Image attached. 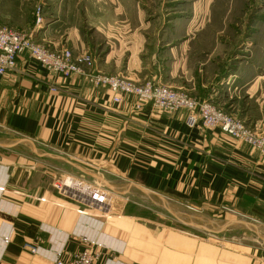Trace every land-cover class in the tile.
<instances>
[{"label":"crops","instance_id":"0c3cea01","mask_svg":"<svg viewBox=\"0 0 264 264\" xmlns=\"http://www.w3.org/2000/svg\"><path fill=\"white\" fill-rule=\"evenodd\" d=\"M169 1L0 0V25L32 29L34 8L42 5L38 41L93 52L102 72L159 80L264 132V48L243 74L231 73L219 24L205 29L211 20L196 11L173 22L179 30L166 26ZM133 102L113 103L107 87L81 74L61 77L27 53L0 74V264H54L87 248L98 252L96 264H264V155L218 128L189 126L185 110H137ZM60 160L100 165L120 184L80 169L121 195L135 188L159 197L168 211L166 201L177 198L202 209L197 216L219 215L224 234L206 238L152 222L128 211L129 204L110 214L86 208L53 187L50 169ZM65 186L92 201L89 187L78 190L75 180ZM189 224L219 232L199 220ZM242 229L261 247L229 235ZM37 236L44 238L38 253L25 251Z\"/></svg>","mask_w":264,"mask_h":264},{"label":"rangeland","instance_id":"374dc122","mask_svg":"<svg viewBox=\"0 0 264 264\" xmlns=\"http://www.w3.org/2000/svg\"><path fill=\"white\" fill-rule=\"evenodd\" d=\"M196 1L197 0H171V2H164V9L166 11L165 14L166 16H169L166 19V22L168 21L169 24L166 23V26L171 25V27L173 28L175 24V30H179L181 28V24L177 22L173 23L174 21L178 19L183 20V17L185 16H195L197 12L200 13V15L203 17L205 14V18L207 20H211L212 22L207 23L205 29L209 30V26L212 27L211 25L215 24L213 26L214 29L212 27V30H216V23L217 26L219 24L220 28H218L221 32V42L224 47L228 49L229 52L228 56L224 61L226 66H228L227 68L230 69L231 73L239 72L240 74H243L245 67L251 64L254 52L258 50V52L260 53V50H263L264 48V0H212L210 7V0H203L201 6L198 7L197 10L195 7H193ZM38 7L43 10L42 5H37L34 8V18L36 16V10ZM160 7L162 9V6ZM34 27L32 29H34ZM91 53L95 59L92 71H98L108 75L118 74L123 76H130L122 73H105L96 69L95 66L98 61V55L93 52ZM254 57H257V55H255ZM84 76L89 77L92 81L90 76ZM134 78L140 81L151 79L137 77ZM73 162H75L76 165L80 167L78 168L72 166L69 163L60 160V164L54 166L55 168L53 167L50 169L51 172H53V187L59 192H61L62 195L68 196L69 198L81 203L86 208H90L100 213L105 212L110 214L113 212H120L125 205L129 204L128 211L135 213L138 212L142 217L147 218L152 222H159L176 227L187 228L190 231L194 230L204 235L206 238H212L213 236L220 237L224 234L223 232L220 233L223 230H219V226L224 222V219L219 215L197 216L196 214H199L198 212L188 209L186 205L183 204L181 201L177 200V198H175L174 201H166L167 207L172 211L171 214L169 212L170 210L168 211L167 209H165L163 201L155 195H145L144 193L140 192L135 188H132L131 190L134 194L127 193L121 195L117 192H114L113 190H110L108 186L101 180L92 177L90 174L88 175V173H85L80 169L82 168L87 172L97 174L96 176L102 177L103 179L107 180L111 185L120 184L117 183V181L113 183L112 180H117L116 177L111 173L108 174L104 172V169H102L100 165L97 166L98 168H95V166L90 164H85L77 161ZM101 172L102 174H104L102 175ZM74 180L76 181V187L78 190H82L84 186H86L87 188L89 187L91 189L92 201L86 202L83 198V195L79 194L78 191L76 193V196H72V194L68 192V189L63 190L66 187V184H69V182L73 184ZM79 184L82 185V187H78ZM116 189L119 190L117 187ZM99 205L102 208H100ZM193 219L194 221L199 220L203 224L210 223L212 224L210 226V229L219 232L216 234V232L208 230L198 231L196 230L195 226L189 224L190 221H192ZM226 234H228V232ZM229 235H236L237 237H241L243 240L247 239L246 242H250L248 238L251 237L253 239V244H256L261 247L260 243L255 241L258 240L257 237L255 235L249 234L248 231L245 229H242L241 231H234L232 233H229Z\"/></svg>","mask_w":264,"mask_h":264},{"label":"built area","instance_id":"2783aa9c","mask_svg":"<svg viewBox=\"0 0 264 264\" xmlns=\"http://www.w3.org/2000/svg\"><path fill=\"white\" fill-rule=\"evenodd\" d=\"M43 22L42 9L38 7L35 27L32 30L0 25V74L15 69L20 56L27 53L37 64L59 76L68 77L72 74L90 76L95 86H105L110 90L113 103H122L129 97L134 98L133 107L137 110L142 109L145 104H151L166 112L185 110L189 126L200 124L205 128H219L223 133L248 143L264 155V132L246 124L243 119L211 101L199 100L181 89L173 88L158 80L140 81L130 76L94 72L92 70L95 59L90 51L75 53L68 46L51 48L38 41L34 33ZM184 204L195 212L202 211L189 202ZM222 211L238 218L250 219L247 214L231 206H222ZM43 242L44 238L37 236L35 241L25 242L22 248L31 254H36ZM98 258V252L87 248L66 258L58 256L54 264H96Z\"/></svg>","mask_w":264,"mask_h":264},{"label":"trees","instance_id":"16d2710c","mask_svg":"<svg viewBox=\"0 0 264 264\" xmlns=\"http://www.w3.org/2000/svg\"><path fill=\"white\" fill-rule=\"evenodd\" d=\"M172 193H175V194H177V195H179V196H183L182 194H179V193H176V192H172Z\"/></svg>","mask_w":264,"mask_h":264},{"label":"water","instance_id":"95a60500","mask_svg":"<svg viewBox=\"0 0 264 264\" xmlns=\"http://www.w3.org/2000/svg\"><path fill=\"white\" fill-rule=\"evenodd\" d=\"M246 223V222H245Z\"/></svg>","mask_w":264,"mask_h":264}]
</instances>
